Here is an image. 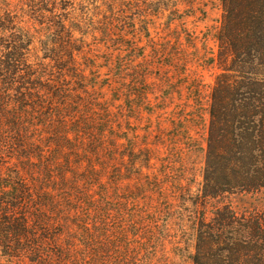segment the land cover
<instances>
[{
  "label": "trees",
  "instance_id": "obj_1",
  "mask_svg": "<svg viewBox=\"0 0 264 264\" xmlns=\"http://www.w3.org/2000/svg\"><path fill=\"white\" fill-rule=\"evenodd\" d=\"M65 4L38 0L29 14L39 27L0 39V158L13 166L8 183H0V264H163L171 222L182 212L199 216L190 220L193 264H250L234 262L250 246L251 264H262L261 220L239 217L227 205L208 219L206 208L221 192L264 183V0H223L222 73L208 108L201 203L195 210L179 203L180 211L172 194L182 187L163 183L175 163H164L150 183L152 153L137 151L133 129L124 126L150 106L151 72L163 68L133 56L137 17H128L141 1L104 0L106 22L72 25L63 14L52 16ZM12 21L2 30L12 31ZM88 36L125 51L103 61L86 51ZM180 134L171 141L177 150Z\"/></svg>",
  "mask_w": 264,
  "mask_h": 264
},
{
  "label": "rangeland",
  "instance_id": "obj_2",
  "mask_svg": "<svg viewBox=\"0 0 264 264\" xmlns=\"http://www.w3.org/2000/svg\"><path fill=\"white\" fill-rule=\"evenodd\" d=\"M61 1L66 3L67 10L55 9L52 16L60 17L63 14L67 25L106 22L110 17L104 0L90 1L88 5L84 4L86 0H54L57 4ZM140 1L141 8L128 14L130 19L137 17L134 20L136 28L131 30L129 36L135 37V42L132 41L135 48L133 56L139 58L138 62L163 68H155L151 72L148 88L154 94L150 106H146L143 112L133 118L131 124L126 123L124 126L133 129L137 151L149 149L152 153V175L145 170L150 175L149 182H158V172L165 171L163 164L168 160L175 163L169 167L168 181L163 183H176L184 191L172 194L179 198L175 209L180 211L179 203H182L188 209L195 210L193 203L200 202L197 196L205 183L210 97L216 77L222 73L217 37L224 19L223 0ZM143 1H147V5L142 6ZM37 3L38 0H0V39L21 37L22 29L28 25L37 24L39 27L35 18L29 14L30 6L34 7ZM141 14H145L146 18H141ZM8 21L15 24L14 29L2 30ZM74 36L75 39L82 38L78 32ZM98 39L88 36L85 49L93 51V55L101 53L103 61L115 49L125 51V47L115 44H100ZM257 72L262 74V67ZM108 95L110 97L111 93ZM164 99L165 103L162 102ZM118 103H115L116 106ZM159 105L162 106L158 108ZM150 112L153 114L149 115ZM186 114L188 118L183 117L182 125L180 119ZM187 126L190 131L185 130ZM178 133L182 134V138L177 150L171 146V141L177 139ZM162 143L165 145L161 146ZM11 164L8 157L0 158V166L3 167V171L0 169V183H8V169L13 167ZM230 186H238V183L233 181ZM226 205L232 207L239 217L260 219L264 230V183L259 188L244 191L233 189L221 192L215 199H209L206 208L208 219L215 216L217 208L223 209ZM198 209L203 210V204H199ZM196 217L186 212L175 215L163 264H193L192 256L196 253L197 241L190 220ZM255 254V247L250 246V253H244L243 257L235 253L238 258L234 257V262L251 264ZM260 254L264 264V232Z\"/></svg>",
  "mask_w": 264,
  "mask_h": 264
}]
</instances>
